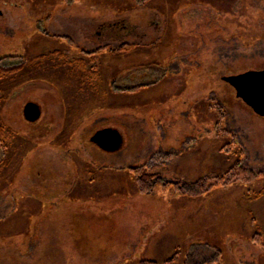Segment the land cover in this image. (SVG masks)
<instances>
[{
    "label": "rangeland",
    "instance_id": "rangeland-1",
    "mask_svg": "<svg viewBox=\"0 0 264 264\" xmlns=\"http://www.w3.org/2000/svg\"><path fill=\"white\" fill-rule=\"evenodd\" d=\"M123 44L137 48L112 53ZM21 64L0 78V264H264L250 214L228 231L264 180L194 199L143 194L129 171L211 186L235 153L264 170V118L222 80L264 70V0H0V66ZM107 129L118 151L92 143Z\"/></svg>",
    "mask_w": 264,
    "mask_h": 264
},
{
    "label": "trees",
    "instance_id": "trees-1",
    "mask_svg": "<svg viewBox=\"0 0 264 264\" xmlns=\"http://www.w3.org/2000/svg\"><path fill=\"white\" fill-rule=\"evenodd\" d=\"M75 1V0H74ZM135 6L139 7H145L149 5L152 0H134ZM136 45H130V44H123L118 49L114 50L112 53L114 54H123L128 53L136 50ZM103 49H100L94 53H92L95 56H98L99 54L103 53ZM53 55L57 57H64L66 56L64 53L55 51ZM84 55H90L89 53H86ZM83 67H90V69L94 68V65H90V63H87L86 60L82 59ZM81 60V61H82ZM94 63V62H93ZM25 68V64L13 66V67H2L0 66V78H3L8 75H16L23 71ZM93 74V73H92ZM141 88L139 87V90ZM130 92V91H129ZM135 92V91H134ZM221 134L223 136H232L235 138V136L228 131L225 128L221 129ZM7 129L5 126H0V147L6 148V142H7ZM235 139L231 142L229 145V151H233V146L235 145ZM236 155H240L239 161L231 168L229 171H227L224 175H216L213 178L215 181L214 185H208L207 180L200 179L194 183H183V182H172V181H166L164 179L165 173H167V169L162 168L161 173H155V170L157 167H148V166H140L136 168H132L129 171L133 174V176L136 178V183L139 192L143 194H152L156 193L158 191L164 190V191H171L175 193L176 195H179L181 197H187V198H200L203 195L208 194L214 186H228L230 184H244L246 186H250L253 183L257 181L264 180V170L262 171H252L248 169L241 160L242 153H235ZM1 169V166H0ZM258 198V197H257ZM254 242L259 244H264V236L258 232L254 237ZM215 255L217 257L221 256V251H216ZM216 259H202V260H190L187 261L186 264H215ZM139 264H155L151 262H140Z\"/></svg>",
    "mask_w": 264,
    "mask_h": 264
},
{
    "label": "water",
    "instance_id": "water-1",
    "mask_svg": "<svg viewBox=\"0 0 264 264\" xmlns=\"http://www.w3.org/2000/svg\"><path fill=\"white\" fill-rule=\"evenodd\" d=\"M222 80L233 88L236 97L255 115L264 118V70L248 71ZM24 117L29 123H34L40 119L41 111L36 104L29 103L24 109ZM92 142L103 151L115 152L121 148L122 138L117 130L107 129L98 132Z\"/></svg>",
    "mask_w": 264,
    "mask_h": 264
},
{
    "label": "crops",
    "instance_id": "crops-1",
    "mask_svg": "<svg viewBox=\"0 0 264 264\" xmlns=\"http://www.w3.org/2000/svg\"><path fill=\"white\" fill-rule=\"evenodd\" d=\"M188 122L192 123V121H188ZM121 138H122V136H121ZM237 202H235V204ZM244 206H242V207L240 206L234 211L235 214L233 215V220H231V222H230V223H232V225L230 227L231 229L228 231L236 233V232L240 231V229L244 226H245V228H247L249 226L250 222L252 224V219H254L256 224H258V226H259L258 231L264 235V193L257 200H254V201H252V202H250ZM249 214L251 215V218H252L250 222H249L248 216H246ZM242 219L245 220V224H244V221H242ZM252 234L254 235L255 232L251 233V234L247 233L246 234L247 238L252 237L253 236ZM239 235H240V233H239Z\"/></svg>",
    "mask_w": 264,
    "mask_h": 264
},
{
    "label": "flooded vegetation",
    "instance_id": "flooded-vegetation-1",
    "mask_svg": "<svg viewBox=\"0 0 264 264\" xmlns=\"http://www.w3.org/2000/svg\"><path fill=\"white\" fill-rule=\"evenodd\" d=\"M30 103H33V102H30ZM27 104H29V103H27ZM26 104V105H27ZM34 104H36V103H34ZM26 105H25V107H26ZM38 107H39V109H40V111H41V108H40V106L38 105V104H36ZM41 118H42V112H41V117H40V119H39V121H41ZM36 123H38L37 121H36ZM93 143V142H92ZM94 145H96L95 143H93ZM97 146V145H96Z\"/></svg>",
    "mask_w": 264,
    "mask_h": 264
}]
</instances>
